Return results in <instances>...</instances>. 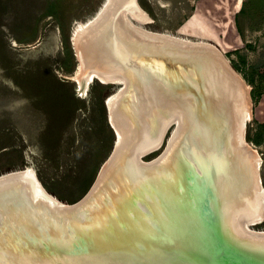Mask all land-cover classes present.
<instances>
[{"label":"bare ground","instance_id":"6f19581e","mask_svg":"<svg viewBox=\"0 0 264 264\" xmlns=\"http://www.w3.org/2000/svg\"><path fill=\"white\" fill-rule=\"evenodd\" d=\"M151 21L136 0H108L99 16L75 27L78 83L84 79L89 85L100 79L122 86L106 98L108 121L118 144L100 169L89 196L77 204L65 203L47 192L31 166L0 174V223L14 217V228L24 230L23 235L38 245L34 248L44 252L39 257L24 247H28L26 241L18 243L17 251L10 250L4 234L0 250L7 253L0 255V264H54L57 259L60 264H186L181 251L191 249L200 239L183 229L191 223L183 222L179 210L174 215L171 206L164 213L158 205L167 193L176 197L172 192L176 171L166 160L182 147L188 132L196 146L186 144L183 149L188 166L184 176L199 201L181 197L183 201H175V205L188 203L187 212L200 204L215 210L221 234L234 245L238 243L244 253L254 254L253 263H264V231L250 228L264 220L261 156L245 138L252 115L250 86L216 47L145 29ZM158 56L164 58L160 66L168 68L162 70L166 78L144 76L147 59ZM143 58L146 63L140 62ZM195 59L200 67L195 64L194 70L177 65ZM130 62L144 74L132 69ZM172 125L175 127L162 153L167 152L159 155L163 158L144 161V155L160 147ZM119 166L124 171L122 179L116 180ZM159 167L166 171H160L159 178L156 173L151 175ZM148 182L155 183L158 201H150L144 193L142 187L147 188ZM167 184L170 191L165 190ZM39 200L60 210L45 207L43 214ZM32 204L38 211H28ZM175 218L181 222L164 226ZM113 224L118 226L114 233L102 230ZM20 234L12 237L18 239ZM52 242L55 245L50 250L47 245Z\"/></svg>","mask_w":264,"mask_h":264},{"label":"rangeland","instance_id":"374dc122","mask_svg":"<svg viewBox=\"0 0 264 264\" xmlns=\"http://www.w3.org/2000/svg\"><path fill=\"white\" fill-rule=\"evenodd\" d=\"M107 2L0 0V174L31 166L47 192L68 204L86 194L114 147L105 100L122 86L78 83L73 44L75 27ZM136 2L152 19L145 29L216 47L250 86L245 138L261 156L264 185V0H232L216 11L214 3L206 7L210 0ZM247 78L263 91L257 103ZM174 127L144 161L159 157ZM250 228L262 233L264 220Z\"/></svg>","mask_w":264,"mask_h":264},{"label":"water","instance_id":"95a60500","mask_svg":"<svg viewBox=\"0 0 264 264\" xmlns=\"http://www.w3.org/2000/svg\"><path fill=\"white\" fill-rule=\"evenodd\" d=\"M162 59H164V58L161 56L152 57L150 59H147L148 63H146L144 61V58L141 59L140 62L146 63V66L144 65L145 66V70H144L145 75L144 76H147V77L148 76H155V77L160 76V77L166 78L165 75H162V72H163L162 70L165 68L168 70V68L166 66H162V67L160 66L159 63L160 62L162 63ZM183 63H178L177 65H181L182 67L188 68L190 70L195 69V67H194L195 64H196V66L199 65V67H200V61H198L197 59L192 60V61H188V62H183ZM128 65L131 68L133 67L132 69L137 71L141 76H142V74H144V72L143 73L141 72V69L139 66L134 65V64L132 65L131 62ZM201 66L203 67V64ZM147 67H149L150 70H146ZM166 69H165V72H166ZM101 82L103 83V81H101ZM207 86L209 87L208 84H207ZM190 90H192V89H190ZM182 94H184L183 91L180 95H182ZM127 98H128V95L126 96L125 99L127 100ZM198 100H199V98H198ZM105 103L107 104L106 100H105ZM200 104H201V102L199 100L198 105H200ZM107 109H108V107H107ZM199 112H201L200 109H199ZM107 116H108V114H107ZM137 118L139 120V116H137ZM108 120H109V117H108ZM138 123L140 124V120ZM173 123H176V122H173ZM190 136L191 135L188 132L185 135L184 140L181 144L182 147L181 148L179 147L178 150L176 152H174L170 156V158H168L166 160L167 162L165 161L166 164L168 165V167L171 168V170L176 171V175H174V178L176 181L175 182L172 181L173 184L171 183L173 186H175V189L172 192L173 193L175 192L176 197L175 196L171 197V194L167 193L166 195H164L163 199L158 198L156 196L157 192L154 191V190H156L155 183H152V182L146 183L147 188L142 187V189L144 190V193H146L148 195V197H150V201H154V200L158 201L159 199H161L160 205H158V206L160 207L162 212L165 213L172 206V208L174 210V215H175V211L179 210L181 212L182 217H184L183 222H186L189 224L191 223L188 226H183V229L186 230L189 234L195 235V237L199 238L200 242L194 243L193 246H191L192 248L189 250L181 251L185 257L186 264H255V263H253V257H252L254 254H250L249 252L244 253L243 251H241L243 249H239L240 247H239L238 243H236L235 244L236 246H235L226 236H223L221 234L220 230H222V229L220 228V225H218V223H219L218 222V216H217V213L215 210L212 212V211L208 210L206 207H202V204H200V202L197 203V204H200L198 207H196L194 210L189 211V212H187V210H186V206L188 205V203L184 207H180L179 204L175 205V203H176L175 201H183L182 200L183 197L187 198L186 201H191L190 200L191 197H193V199L195 198L194 200L199 201L198 195H195L194 189L192 188L191 183H189L185 179V176H184V173H185L186 169L188 168V166L185 164L187 161L184 158L183 149L186 146V144H188L190 147L196 146V144L194 143V141L191 139ZM117 138H116V132H115L114 147H113L112 151H114L116 149V146L118 144ZM116 141H117V143H116ZM192 151H193V149L191 148V152ZM166 152L167 151H165L164 154H166ZM192 153H194V152H192ZM164 154L162 156H164ZM111 155H112V152L109 156V159L111 158ZM162 156H159L157 160H161V158H163ZM139 159L141 161L140 157H139ZM122 167L123 166H119L117 169V172L115 173L116 180L119 179V177L121 178V174H123L124 168H122ZM157 169L158 170L155 169L153 171V174H151V175H154V173H156L155 175L158 176V178H159L158 174H160L162 171H166V170L164 167H159ZM125 171L128 172L129 170L127 169ZM150 173H152V172H150ZM146 175H143V179L146 177ZM98 176H99V174H98ZM98 176L95 179L94 183L97 181ZM113 178H115V177H113ZM94 183L89 188V190L86 192V194L84 196H82L79 200H77L76 202H73L72 205L82 202V200H84L87 196H89V194L92 190V187L94 186ZM158 183H156V185ZM169 186L170 185H168V184L166 185V189H165L166 191H170L171 188ZM20 187H18V188H20ZM32 188H34V186ZM183 188H184V191H187V192H185V194H184ZM11 189H13V188H11ZM121 195H122V193H121ZM139 197H140V199H142V201H146L145 203L147 206H149L150 208L152 207L150 202L144 196L140 195ZM167 197H169V198L167 199ZM39 201H41V202H38L37 204H39V206H42L43 209L40 210V212L43 214H45L44 213L45 207L52 209V210H55V209L60 210V209H58L60 207H58L56 205H54V206H56L58 208L52 207L51 205H49V202H47V201L46 202L45 201L43 202L42 200H39ZM168 201H171L172 203H170ZM41 203H45V204H41ZM152 203L155 204L154 202H152ZM33 206L34 205L32 204V206L28 208V211H30L32 209H34L35 211H38L36 209L37 207H33ZM5 208L7 209L6 206H5ZM184 208H185V211H184ZM67 211L70 212L69 209H66V212ZM109 214L110 213H107V216H109ZM172 221H176L179 223V222H181V218H175V219H171V220L169 219V222L167 221L168 223H164V226L167 227V226L171 225ZM10 223L13 226H10ZM15 225H17V222L14 220V217H13V219H11L10 222L8 221V218H7L5 222L0 223V236L5 234V237L8 236V238H9L5 242V244H7L6 248H8L10 250L15 248V250L17 251L18 243L21 241H26V244H28V247L24 246V247H26V249H29L30 251H34L39 257L42 256L41 254H44V252H40L38 249L34 248V247H38V245H35L34 241H30L27 237H25V235H23L25 232L24 230L18 231L17 230L18 228L15 229L14 228ZM117 227L118 226L116 224L115 225L113 224V225H110V227L106 228V230H104V229H102V230L107 232V233L108 232L114 233L113 231L118 230ZM19 232L21 234H20V236H18V239L16 237L15 238L12 237L13 233L19 234ZM42 239L44 240V238H42ZM12 241H14L15 243L12 244ZM261 241H263V240H261ZM53 245H55V244L52 242L49 245H47V248L51 250ZM39 247H42V246L39 245ZM43 249H45V248H43ZM69 251H71V250L69 249ZM171 251H173V249ZM6 253H7V251L3 252L0 250V255H4ZM1 258H5V256H3ZM38 259L41 260L40 258H38ZM4 260H6V259H4ZM60 262H61V260L57 259L54 261V264H60ZM69 264H71V263H69ZM79 264H80V261H79Z\"/></svg>","mask_w":264,"mask_h":264},{"label":"crops","instance_id":"0c3cea01","mask_svg":"<svg viewBox=\"0 0 264 264\" xmlns=\"http://www.w3.org/2000/svg\"><path fill=\"white\" fill-rule=\"evenodd\" d=\"M214 1L215 0H210V2L211 3H208L209 5H207L206 4V7H208V6H210L212 3H214ZM208 2H209V0H208ZM230 3H232V0H217L215 3H214V7H215V11H216V6H225V7H227V9L229 8V6H230ZM201 6V10H203V12L205 13H210L209 12V10L211 9V8H205V6L203 5V2L201 3L200 2V4H198V6ZM231 8V7H230ZM211 13H215V12H212V9H211ZM204 16V15H203ZM212 30V29H211ZM205 37V36H204ZM211 40H213V41H215V43L217 42L218 43V41H217V38L215 37V39H211ZM219 44V43H218Z\"/></svg>","mask_w":264,"mask_h":264},{"label":"trees","instance_id":"16d2710c","mask_svg":"<svg viewBox=\"0 0 264 264\" xmlns=\"http://www.w3.org/2000/svg\"><path fill=\"white\" fill-rule=\"evenodd\" d=\"M242 10V9H241ZM236 67V69H238L239 71H241L237 66H235ZM245 77V76H244ZM246 80H248V82L251 84V85H253V89L251 90V97H252V99L254 100V102H258L259 100H260V97H261V95H262V93H263V91H261V90H259V91H255L254 90V81L252 80V79H246ZM50 191V190H49ZM51 192V191H50ZM52 193V192H51ZM84 193V192H83ZM55 195V194H54ZM81 196V195H80ZM79 198L80 197H78V199L77 200H79ZM61 199V198H60ZM77 200H73V201H70L71 203H73V202H75V201H77Z\"/></svg>","mask_w":264,"mask_h":264}]
</instances>
